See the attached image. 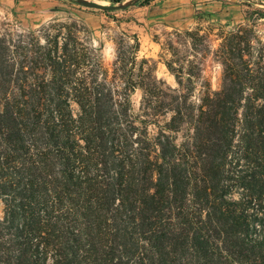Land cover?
Masks as SVG:
<instances>
[{"label": "trees", "instance_id": "obj_1", "mask_svg": "<svg viewBox=\"0 0 264 264\" xmlns=\"http://www.w3.org/2000/svg\"><path fill=\"white\" fill-rule=\"evenodd\" d=\"M247 1L230 29L171 33L174 87L136 33L106 65L70 14L2 28L0 264H264V0Z\"/></svg>", "mask_w": 264, "mask_h": 264}, {"label": "rangeland", "instance_id": "obj_2", "mask_svg": "<svg viewBox=\"0 0 264 264\" xmlns=\"http://www.w3.org/2000/svg\"><path fill=\"white\" fill-rule=\"evenodd\" d=\"M102 4H119L129 0H91ZM247 0H137L131 5L117 10L103 11L84 7L71 0H0V31L7 24L23 28H36L39 24L57 16L70 14L81 19L92 30V42L102 44L103 61L109 65L114 58L113 38L124 30L136 33L140 41L139 60H147L153 65L154 73L168 85L176 86L174 77L164 64L168 57L163 47L175 30L193 29L201 26L223 25L230 29L242 21L247 9ZM253 7H262L255 4ZM212 31V46L218 43ZM205 74L210 78L212 89L219 86L220 66L208 56L204 64ZM133 108L138 111L140 92L132 96ZM3 203L0 199V218Z\"/></svg>", "mask_w": 264, "mask_h": 264}, {"label": "water", "instance_id": "obj_3", "mask_svg": "<svg viewBox=\"0 0 264 264\" xmlns=\"http://www.w3.org/2000/svg\"><path fill=\"white\" fill-rule=\"evenodd\" d=\"M78 4L87 7V8H93V9H98V10H103V11H110V10H117V9H123L129 5H131L133 2L137 0H129L128 2L125 3H119V4H102V3H97L91 0H76Z\"/></svg>", "mask_w": 264, "mask_h": 264}]
</instances>
